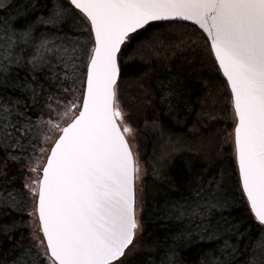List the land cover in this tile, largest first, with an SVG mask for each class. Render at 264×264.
<instances>
[{"label":"snow or ice","instance_id":"obj_1","mask_svg":"<svg viewBox=\"0 0 264 264\" xmlns=\"http://www.w3.org/2000/svg\"><path fill=\"white\" fill-rule=\"evenodd\" d=\"M40 7L47 17L17 29L36 0H26L24 10L15 0H0L6 14L0 18V89L19 92L0 91V162L34 161L28 183L10 191L2 186L0 209L20 213L30 204L27 215L43 237L34 235L42 251L33 256L30 247L16 264H129L141 228L137 181L143 182V169L128 139L134 131L124 123L118 80L122 46L154 22L191 21L207 34L235 119L238 183L255 222L264 226V0H42ZM69 19L76 34L57 35ZM39 25L49 30L37 36ZM170 38L161 33L137 51H155ZM53 132L59 136L46 160L42 146L33 155ZM223 178L216 191L210 181L174 206L180 219L198 217L209 240L219 238L214 211L227 207L217 195ZM15 227L0 225V232ZM219 251L231 264L237 249L225 241ZM246 264H264V233Z\"/></svg>","mask_w":264,"mask_h":264},{"label":"trees","instance_id":"obj_2","mask_svg":"<svg viewBox=\"0 0 264 264\" xmlns=\"http://www.w3.org/2000/svg\"><path fill=\"white\" fill-rule=\"evenodd\" d=\"M18 1L15 6L19 9ZM36 4L35 11L19 16L17 29L48 13L40 7L42 0H36ZM5 15L0 9V18ZM72 24L75 21L69 19L62 25L64 33L71 31ZM169 24L174 27L169 28ZM44 28L49 30L39 25L36 35ZM161 33L171 38L162 39L157 50L137 51ZM130 36L122 46L118 89L124 123L135 132V146L140 142L139 153L135 152L143 169V182L142 203L137 209L141 228L128 251L129 264H214L216 259L228 264L227 253L219 251L225 241L237 249L231 264H246L264 226L255 222L238 183L233 147L235 119L226 80L211 55L207 37L194 24L181 21L154 22ZM20 77H24L23 70ZM0 91L19 95L11 88ZM37 118L38 113L33 116ZM151 123L158 132L147 127ZM40 146L45 148V143L37 147V154ZM28 164L8 160L5 167L0 162V189L8 185L10 191L26 184ZM221 174L224 178L217 195L227 207L214 211L211 222L219 225L215 229L219 238L209 240L211 232L202 231L198 217L180 219L174 206L185 204L195 189H208L210 181L216 191ZM30 211V204L20 213L0 209V225H16L14 231L0 232V264H16L17 257L30 247L33 256L42 251L32 238L33 218L27 215ZM229 228L231 231H226Z\"/></svg>","mask_w":264,"mask_h":264},{"label":"rangeland","instance_id":"obj_3","mask_svg":"<svg viewBox=\"0 0 264 264\" xmlns=\"http://www.w3.org/2000/svg\"><path fill=\"white\" fill-rule=\"evenodd\" d=\"M25 3H26V0H19V1L17 2L19 9H20V8L22 9V8L25 6ZM47 15H48V13L45 15V17H47ZM73 25H74V24L71 25V31H70L69 33H67V35H75V34H76L75 31H74V29H73ZM61 27H62V29H63V26H61ZM44 30H46V29L44 28L43 30H40V33H41V32H45ZM64 30H65V29H63V31H57L56 34H57V35H64V34H66V33H64ZM46 31H47V30H46ZM39 35H40V34H38V36H39ZM84 38H87V33H85ZM69 121H70V117H69V119H68L66 122L62 123V127L65 126ZM128 126H129V125H128ZM147 127H148L150 130H152L153 132H158V127H157L155 124H153V123L148 124ZM133 131H134V130H133ZM58 135H59L58 132H53V133H51V134H50V137H51V138L47 141V143H45V149L47 150V151L45 152V154H44V157H43L45 160H46V157H47V155H48V153H49V150H50V148H51L53 142L55 141V139L57 138ZM126 135H128V134H126ZM134 137H135V132H134V135H132V136H128V139H129V142L132 144V147H133L134 151L137 150V152L139 153V150H140V142H139V143H136V146H135V143H134ZM38 149H39V148H38ZM36 154H37V153H35V155H36ZM137 155H138V154H137ZM29 165H30V168H31L32 166H34V161H33L32 163H29L27 166L29 167ZM28 169H29V168H28ZM29 172H30V173H29ZM29 172H28L27 175H26V183L29 182V177L32 176L31 171H29ZM143 194H144V191H143ZM137 203H138L137 209H139V208L141 207V203H142V189L140 188V181H137ZM32 226H33V228H32V233H33L32 238L34 239V235H40V236H41V239H42V238H43V237H42V234L36 232V225H35V223H34L33 221H32ZM34 241L37 242L35 239H34ZM132 253H133V251H131V252L129 253V256H131Z\"/></svg>","mask_w":264,"mask_h":264},{"label":"water","instance_id":"obj_4","mask_svg":"<svg viewBox=\"0 0 264 264\" xmlns=\"http://www.w3.org/2000/svg\"><path fill=\"white\" fill-rule=\"evenodd\" d=\"M178 21H181V22H188V23H192V24H194L193 22H191V21H185V20H178ZM195 25V24H194ZM195 26H197L198 28H199V26L198 25H195ZM201 30V29H200ZM202 32H203V30H201ZM204 33V32H203ZM205 34V36L207 37V34L206 33H204ZM131 35V34H130ZM208 39V38H207ZM208 41H209V44H210V48H211V42H210V40L208 39ZM218 65V64H217ZM219 67V66H218ZM220 72H221V74L223 75V73H222V71L220 70ZM224 77V76H223ZM225 78V77H224ZM225 80H226V78H225ZM70 122V121H69ZM65 126H67V124L65 125ZM126 135V134H125ZM59 136V135H58ZM58 136H57V138L56 139H58ZM127 136V135H126ZM55 139V140H56ZM233 139H234V137H233ZM53 144H54V142H53ZM53 144H52V146H53ZM51 146V147H52ZM51 149V148H50ZM50 154V150H49V153H48V155Z\"/></svg>","mask_w":264,"mask_h":264}]
</instances>
